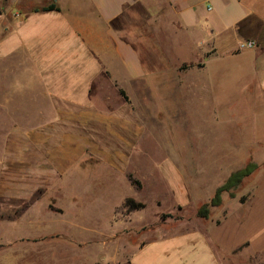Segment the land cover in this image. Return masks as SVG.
I'll list each match as a JSON object with an SVG mask.
<instances>
[{
  "label": "crops",
  "instance_id": "obj_1",
  "mask_svg": "<svg viewBox=\"0 0 264 264\" xmlns=\"http://www.w3.org/2000/svg\"><path fill=\"white\" fill-rule=\"evenodd\" d=\"M49 6L58 11L34 12ZM245 43L255 48L239 51ZM229 60L242 64L244 91L264 120V0H0V264H264V243L246 260L248 241L228 251L217 244L230 213L203 231L115 248L106 263L96 258L105 250L46 231L52 216H66L57 197L67 189L125 178L148 130L157 132L151 94L206 91L215 64ZM175 180L174 203H190Z\"/></svg>",
  "mask_w": 264,
  "mask_h": 264
},
{
  "label": "rangeland",
  "instance_id": "obj_2",
  "mask_svg": "<svg viewBox=\"0 0 264 264\" xmlns=\"http://www.w3.org/2000/svg\"><path fill=\"white\" fill-rule=\"evenodd\" d=\"M190 58L188 60H193ZM215 66L212 71H218L212 75V85H207L206 91L201 85L195 93L163 90L149 96L158 107L152 118L157 132L148 130L140 143V151L128 164L126 180L120 176L115 184L110 180L85 182L78 190L67 189L62 198L57 197V192L50 193V197L61 200L66 216H52L50 225H46L47 233L56 232L80 246L105 250V254L96 258L106 263L107 254L115 248L129 251L146 242L188 230L203 231L206 223L197 218V211L208 204L204 201L206 197L210 198L240 166L254 163L259 166L257 171L234 192V199L228 194L222 195L220 210H211L208 221L225 219L230 213L231 218L213 235L217 244L228 251L248 241L250 248L240 257L246 260L259 256L256 255L258 248L264 243V157L261 156L264 154V120L257 118L253 96L244 91L249 81L245 80L242 64L229 60ZM2 146L0 142V160ZM221 153L239 158H218ZM211 155L217 158H207ZM163 167L172 168L173 175L161 174ZM175 172L179 180H175ZM174 180L179 182L177 187L184 194V200L190 198V203H174L171 189ZM193 181L197 187L192 197ZM253 183L259 186L252 193ZM50 197L43 199L38 209ZM127 200L144 205V209L128 211ZM223 201L226 210H223ZM238 204L243 206L242 212ZM53 206L51 210L55 211ZM240 213L245 216L243 224L239 223ZM111 227L115 230L114 238L110 237ZM123 256L117 253L120 260ZM257 259L249 264H263Z\"/></svg>",
  "mask_w": 264,
  "mask_h": 264
},
{
  "label": "trees",
  "instance_id": "obj_3",
  "mask_svg": "<svg viewBox=\"0 0 264 264\" xmlns=\"http://www.w3.org/2000/svg\"><path fill=\"white\" fill-rule=\"evenodd\" d=\"M58 11L56 7L49 6L39 10H35L36 13H46ZM124 96V95H123ZM125 97V96H124ZM257 165L254 163L248 164L243 169L231 174L226 182L219 187L214 194L212 200L205 205H202L197 211V218L200 220L207 221L210 217V211L212 209H217L222 204V195L228 194L230 199H234V192L240 187V185L249 177H251L257 171ZM125 208L128 211H139L144 209V205L137 204L133 200H127L125 202Z\"/></svg>",
  "mask_w": 264,
  "mask_h": 264
},
{
  "label": "built area",
  "instance_id": "obj_4",
  "mask_svg": "<svg viewBox=\"0 0 264 264\" xmlns=\"http://www.w3.org/2000/svg\"><path fill=\"white\" fill-rule=\"evenodd\" d=\"M255 48V45L253 43H245V44H240L238 47L239 51H249L253 50Z\"/></svg>",
  "mask_w": 264,
  "mask_h": 264
}]
</instances>
